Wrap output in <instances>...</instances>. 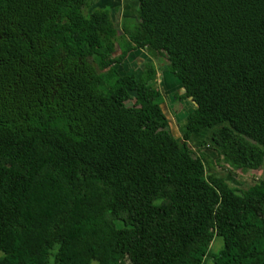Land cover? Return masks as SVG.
Returning a JSON list of instances; mask_svg holds the SVG:
<instances>
[{
    "label": "trees",
    "instance_id": "16d2710c",
    "mask_svg": "<svg viewBox=\"0 0 264 264\" xmlns=\"http://www.w3.org/2000/svg\"><path fill=\"white\" fill-rule=\"evenodd\" d=\"M93 1L0 0V264H264V178L187 143L264 160V0H137L121 34ZM143 47L192 103L179 136L150 64L122 70Z\"/></svg>",
    "mask_w": 264,
    "mask_h": 264
},
{
    "label": "rangeland",
    "instance_id": "374dc122",
    "mask_svg": "<svg viewBox=\"0 0 264 264\" xmlns=\"http://www.w3.org/2000/svg\"><path fill=\"white\" fill-rule=\"evenodd\" d=\"M95 1V0H94ZM93 1V2H94ZM89 4L92 0H88ZM97 4H103V9H115L112 14V20L116 27L117 33L121 34L120 24L122 17H135L137 10V0H96ZM110 8V9H111ZM129 17V18H130ZM126 38H122L118 43L120 50L125 43ZM119 50H116L115 55ZM139 53L131 58L127 54L125 59L120 64L124 68L122 70H138L142 68L143 63H149L150 68L146 70L145 75L151 84L160 91L162 98V109L166 114L168 128L173 136H179L180 125L183 124L185 112L192 109V103L187 98H180L175 92L179 90V85L176 79L168 71L166 61L161 56H152L145 50V47L139 48ZM152 69V70H151ZM174 96V97H173ZM215 127L204 129L199 132V135L188 140V145L197 155H201L204 162L212 167L217 175L221 176L224 181L236 190H245L259 179L264 178V160L257 169L253 170H238L228 166L222 161L218 155V148L215 147L210 139L209 134ZM222 245L219 237H213L209 249L215 252ZM124 262L127 263V260ZM90 264H96L91 261ZM128 264V263H127ZM203 264H210V259L205 258Z\"/></svg>",
    "mask_w": 264,
    "mask_h": 264
}]
</instances>
